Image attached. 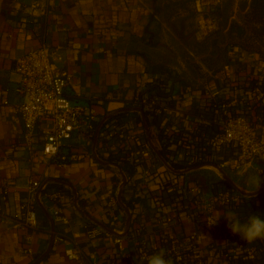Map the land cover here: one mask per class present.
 I'll return each instance as SVG.
<instances>
[{
	"label": "crops",
	"instance_id": "obj_1",
	"mask_svg": "<svg viewBox=\"0 0 264 264\" xmlns=\"http://www.w3.org/2000/svg\"><path fill=\"white\" fill-rule=\"evenodd\" d=\"M255 5L264 17V0H0V264L34 263L52 232L38 264H135L140 246L153 255L172 238L189 254L195 232L203 264H264V258L250 263L224 256L235 242H247L224 214L234 211L242 221L264 216V164L262 174L231 168L233 151L214 154L199 142L217 128L214 91L233 113L251 103L254 90L264 95V39L262 52L254 51L244 26ZM250 27L261 32L264 25ZM42 44L56 51L60 60L54 56L53 66L70 77L68 95L79 94L97 114L94 132L70 142L76 160L66 167L43 156L40 143L32 150L21 144L15 64ZM140 96L160 108L142 110L156 151L141 114L123 111L139 107ZM123 163L133 175H124L118 201ZM35 181L45 184L39 200L29 193ZM219 188L239 193V201L214 203ZM54 191L62 196L58 202L45 197ZM27 210L36 213L34 228L23 225ZM209 215L219 220L205 228ZM250 244L264 246V240ZM73 246L82 252L77 260L65 255Z\"/></svg>",
	"mask_w": 264,
	"mask_h": 264
},
{
	"label": "built area",
	"instance_id": "obj_2",
	"mask_svg": "<svg viewBox=\"0 0 264 264\" xmlns=\"http://www.w3.org/2000/svg\"><path fill=\"white\" fill-rule=\"evenodd\" d=\"M45 44L32 50L16 60L15 71L19 75V82L14 87L18 97L15 112L23 123L21 144L27 150H32L40 143L41 153L50 160L59 161L61 167H66L68 162L76 160V156L68 153L69 144L75 135L92 134L97 122V114L93 107H90L80 100L79 94L69 96L67 93L70 77L64 72L56 69L52 61L54 56L60 58ZM226 71L232 67L226 66ZM227 77L231 78L227 73ZM229 78V79H230ZM251 103L246 104L244 109L231 111L230 105L222 103L221 93L216 90L212 97L218 98L212 102V109L215 110L214 119L217 120V128L205 139L199 140L204 144V150L220 153L224 150L233 151L235 155L234 165L231 168L246 166L262 174L264 164V95L260 91L252 92ZM233 101L232 105H235ZM136 104L145 112H159L160 108L154 98L140 96ZM251 114L252 120L248 118ZM42 126V128H41ZM203 158V157H202ZM198 161L201 158L197 159ZM219 169L225 165L218 163ZM45 190V184L31 182L29 186L30 196H36L37 191ZM193 191L200 194L198 188ZM0 196L4 198V190L0 189ZM45 197L58 202L62 196L59 192H46ZM239 193L232 192L225 188L215 190L213 202L222 206H232L239 201ZM23 209V208H22ZM53 215H59L58 210ZM192 213L190 217H194ZM63 221V220H62ZM215 218L209 215L204 220V227L213 225ZM23 225L27 228H34L37 225L36 213L32 210L26 211ZM137 231V230H136ZM139 231V230H138ZM197 233H192L186 253V245L172 238L166 248L165 258L174 264H203L197 248ZM62 242L63 238H58ZM120 250L123 249L121 240L115 239ZM81 249L77 246L65 250L69 259H79ZM151 256L143 244L138 248V256L135 264H146V257ZM226 258L240 259L250 263L257 262L264 258V246L250 244L243 241L235 242L230 248V253L224 255Z\"/></svg>",
	"mask_w": 264,
	"mask_h": 264
},
{
	"label": "clouds",
	"instance_id": "obj_3",
	"mask_svg": "<svg viewBox=\"0 0 264 264\" xmlns=\"http://www.w3.org/2000/svg\"><path fill=\"white\" fill-rule=\"evenodd\" d=\"M256 188L259 186L260 179L257 176L254 180ZM251 193V192H249ZM250 197V195H249ZM224 218L228 221V226L234 234L240 235L244 240L251 243L258 239L264 240V216L253 214L247 220H241L239 215L234 211H228L224 214ZM219 219L210 226L215 225ZM146 264H171V261L165 258L164 250H160L151 256H147Z\"/></svg>",
	"mask_w": 264,
	"mask_h": 264
},
{
	"label": "water",
	"instance_id": "obj_4",
	"mask_svg": "<svg viewBox=\"0 0 264 264\" xmlns=\"http://www.w3.org/2000/svg\"><path fill=\"white\" fill-rule=\"evenodd\" d=\"M123 111H126V112H131V111H137L141 114V119H142V123H143V126H144V129H145V132H146V135H147V139L150 143V145L152 146V148L156 151V149L154 148V146L152 145L151 143V140H150V133H149V129H148V126H147V122H146V118H145V115L142 111L141 108L139 107H135V108H127V109H124ZM106 118H104L100 124L98 125V127L96 128V131H95V134H94V140H93V149L95 147V144H96V140H97V136H98V132L103 124V122L105 121ZM94 153V151H93ZM95 155V154H94ZM164 162V161H163ZM121 174V178H122V184H121V187L119 189V194H118V201H120V195H121V192H122V185L125 184L126 182V178L124 176L123 173H120ZM73 194H75V192L72 190ZM41 194V189H39L36 193V199L39 200V195ZM126 212V215H127V219H126V227H128V224H129V220H130V216H129V212L128 210L125 211ZM52 243H53V232L51 233V236H50V242H49V245H48V249L46 251L45 254L42 255L41 258H39L38 260H36L34 263L32 264H38V262L49 252L51 246H52Z\"/></svg>",
	"mask_w": 264,
	"mask_h": 264
},
{
	"label": "trees",
	"instance_id": "obj_5",
	"mask_svg": "<svg viewBox=\"0 0 264 264\" xmlns=\"http://www.w3.org/2000/svg\"><path fill=\"white\" fill-rule=\"evenodd\" d=\"M254 23H262L264 25V17L263 14L261 12V8L260 6L255 5L252 9V11L248 14H246L245 18H244V26L249 27L250 25L254 24ZM235 30L234 35L236 36H241L242 32H240V28L241 26L238 24H234L232 26ZM263 31H261L260 33H264V28L262 29ZM250 31L252 33H254L253 29H250ZM161 155L162 152L160 151ZM120 169L122 170V172L124 173V175L126 177H131L133 175V170L131 169V167L128 166L127 163H123L120 165Z\"/></svg>",
	"mask_w": 264,
	"mask_h": 264
},
{
	"label": "rangeland",
	"instance_id": "obj_6",
	"mask_svg": "<svg viewBox=\"0 0 264 264\" xmlns=\"http://www.w3.org/2000/svg\"><path fill=\"white\" fill-rule=\"evenodd\" d=\"M250 29H251V27L249 26V27H247L246 28V30H247V35H249L250 36V38H254V39H252V40H249L251 43H254L255 45L253 46V45H250V44H248V47H253V50L254 51H257L258 53H260V52H262L261 50V40L262 39H264V33L262 32V33H260V32H254L253 34H252V32L250 31ZM257 37H259V38H257ZM258 39H260L257 43L255 42V41H257ZM253 40H255V41H253ZM258 48V49H257ZM220 56L222 57V53L220 54ZM215 67V66H214ZM216 67H217V65H216ZM208 172H212V173H215L213 170H210V171H208Z\"/></svg>",
	"mask_w": 264,
	"mask_h": 264
}]
</instances>
